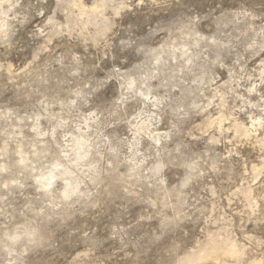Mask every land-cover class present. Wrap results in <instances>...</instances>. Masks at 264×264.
I'll list each match as a JSON object with an SVG mask.
<instances>
[{"label": "rangeland", "instance_id": "rangeland-1", "mask_svg": "<svg viewBox=\"0 0 264 264\" xmlns=\"http://www.w3.org/2000/svg\"><path fill=\"white\" fill-rule=\"evenodd\" d=\"M0 264H264V0H0Z\"/></svg>", "mask_w": 264, "mask_h": 264}, {"label": "bare ground", "instance_id": "bare-ground-1", "mask_svg": "<svg viewBox=\"0 0 264 264\" xmlns=\"http://www.w3.org/2000/svg\"><path fill=\"white\" fill-rule=\"evenodd\" d=\"M80 5H81V4H80ZM99 8H100V7H99ZM84 9H85V8H83V10H84ZM92 11L95 12V13L98 12V7L93 8ZM220 126H221V125H220Z\"/></svg>", "mask_w": 264, "mask_h": 264}]
</instances>
